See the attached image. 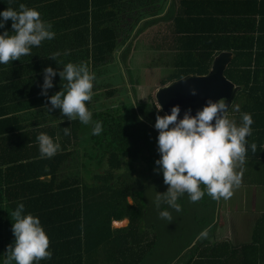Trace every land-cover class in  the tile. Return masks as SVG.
<instances>
[{
    "label": "trees",
    "instance_id": "trees-1",
    "mask_svg": "<svg viewBox=\"0 0 264 264\" xmlns=\"http://www.w3.org/2000/svg\"><path fill=\"white\" fill-rule=\"evenodd\" d=\"M143 1L134 0L137 10L131 16L128 0H0V11L19 10L21 3L37 9L55 32L54 39L33 47L29 55L0 64V107L8 114L25 115H8L7 129L0 136V264L14 241L10 214L21 202L26 213L40 218L49 236L53 256L39 264H198L227 256L235 264H264V216L256 224L252 242L241 247L209 241L219 199L206 192L196 202L187 193L179 197V211L162 204L171 220L159 216L155 196L165 193L168 185L156 171L160 157L154 124L157 114L164 113L157 112L155 102L130 97L120 107L103 109L93 108L91 98L86 105L93 121H101L103 127L98 135L92 134V124L71 121L59 109L51 111L53 117L38 128L19 125L26 112L50 104L40 94L44 68L59 72L68 62L85 63L95 75L94 97L101 90L98 74L109 60L120 68L127 66L133 45L121 58L118 54L143 18L159 13L157 5L145 14ZM11 23L9 19L0 33L13 31ZM173 42L167 53L173 71L163 85L187 75H206L216 55L233 51L225 74L242 87L236 99L253 119L252 134L246 139L257 145L255 152L247 150L245 160L250 173L264 178V51H242L241 39L226 37L177 36ZM53 83L48 96L67 82L57 75ZM64 127L70 128L69 135ZM41 132L60 145L50 158L40 155ZM125 219L126 227L112 226Z\"/></svg>",
    "mask_w": 264,
    "mask_h": 264
},
{
    "label": "clouds",
    "instance_id": "clouds-1",
    "mask_svg": "<svg viewBox=\"0 0 264 264\" xmlns=\"http://www.w3.org/2000/svg\"><path fill=\"white\" fill-rule=\"evenodd\" d=\"M9 19L13 31L0 33V64L20 60L21 56L29 55L33 47L55 37L52 24L43 20L37 9L23 3L19 10L7 7L0 11V29H5ZM51 58L55 59V56ZM57 75L67 83L61 91L48 96ZM94 80V73L83 62H68L59 72L51 66L44 68L40 94L51 105L46 109L49 112L59 109L61 115L71 121L78 119L85 125L92 124V134H100L102 122L93 121V113L86 105L93 96ZM196 94L197 90L191 89V95ZM228 107L225 98H209L195 115L189 108L182 118H178L181 112L179 105L173 106L170 114H157L154 128L158 130L156 143L160 158L155 161L156 171L162 173L164 183L168 185L165 193L157 192L155 196L154 203L161 218L171 220L170 212L167 208L161 209V205L179 211L181 206L177 201L185 193L193 202L200 200L205 192L215 200H226L232 196L233 188L239 185L241 177L236 170L237 165L243 164L247 150L250 148L255 152L257 145L249 144L246 139L252 134L251 114L241 113V123L237 124L227 116ZM155 108L158 113L162 110L159 103ZM64 134H70L69 127H64ZM37 141L42 157L50 158L60 148L44 132L37 136ZM10 215L14 241L7 247L4 264L12 261L15 264H39L41 260L51 259L53 252L49 247V236L40 218L26 213L22 202ZM202 235H206V230Z\"/></svg>",
    "mask_w": 264,
    "mask_h": 264
},
{
    "label": "crops",
    "instance_id": "crops-1",
    "mask_svg": "<svg viewBox=\"0 0 264 264\" xmlns=\"http://www.w3.org/2000/svg\"><path fill=\"white\" fill-rule=\"evenodd\" d=\"M157 5L159 13L144 17L143 22L132 31V37H135L133 43L130 39L124 45V50L133 45L132 55L142 50L143 54L151 57L153 53H165L169 58L167 53L171 52L170 46H174L173 41L177 36L236 38L244 42L242 51H264V0H145L141 7L146 14ZM127 10L131 16L135 14L137 7L134 0H128ZM147 22L153 24L148 26ZM137 36L140 37L138 41ZM48 45L54 46L53 43ZM48 45L46 47L49 49ZM46 107L51 106L23 112L26 117L20 120L19 125L38 128L49 122L53 114L49 116L52 112ZM7 112L0 107V136L7 129L8 115L25 116ZM241 165L243 169L238 170L241 180L233 188L232 196L226 200L219 199L217 224L208 236L212 243L227 242L234 247L251 243L256 224L264 216V178L257 179L255 174L250 173L246 160ZM115 222L125 223L118 226ZM113 224L114 228H122L129 224V220L114 221ZM198 261V264H235L228 256L216 261Z\"/></svg>",
    "mask_w": 264,
    "mask_h": 264
},
{
    "label": "rangeland",
    "instance_id": "rangeland-1",
    "mask_svg": "<svg viewBox=\"0 0 264 264\" xmlns=\"http://www.w3.org/2000/svg\"><path fill=\"white\" fill-rule=\"evenodd\" d=\"M131 39L133 43L135 37H131ZM139 39L140 37L136 38L137 41ZM139 47L141 49L140 45ZM124 49L120 51L118 58L123 56ZM132 56L128 60L127 66L122 65L123 68H120L118 62L113 63L112 60H109L110 62L104 68V72L102 70L99 72L97 79L101 90L95 93L96 97H92L94 99L91 100L93 108L120 107L131 98L137 102L150 101L156 103L157 90L164 86L163 83L167 82V77L173 71L171 57L168 58L164 53H153L151 57L143 54L142 50L135 51ZM121 63H124L123 60ZM242 169L243 166L238 164L236 170ZM147 178L151 180L150 175ZM129 202L133 203L132 199H129Z\"/></svg>",
    "mask_w": 264,
    "mask_h": 264
},
{
    "label": "water",
    "instance_id": "water-1",
    "mask_svg": "<svg viewBox=\"0 0 264 264\" xmlns=\"http://www.w3.org/2000/svg\"><path fill=\"white\" fill-rule=\"evenodd\" d=\"M233 58V52H221L215 56L208 74L187 75L160 87L155 95V104L161 105V111L164 114H170L171 108L179 105L181 112L178 118H182L184 112L189 108L195 115L196 111L201 109L209 98L213 100L225 98L229 109L235 95L242 88L229 80L225 74ZM193 88L197 90L196 95H191Z\"/></svg>",
    "mask_w": 264,
    "mask_h": 264
},
{
    "label": "flooded vegetation",
    "instance_id": "flooded-vegetation-1",
    "mask_svg": "<svg viewBox=\"0 0 264 264\" xmlns=\"http://www.w3.org/2000/svg\"><path fill=\"white\" fill-rule=\"evenodd\" d=\"M239 92L235 95V98L230 105V108L227 110V116L229 119L235 121L237 124L241 123V113H243L242 110V104H240L239 99H236L238 97Z\"/></svg>",
    "mask_w": 264,
    "mask_h": 264
},
{
    "label": "bare ground",
    "instance_id": "bare-ground-1",
    "mask_svg": "<svg viewBox=\"0 0 264 264\" xmlns=\"http://www.w3.org/2000/svg\"><path fill=\"white\" fill-rule=\"evenodd\" d=\"M125 222H115L116 225H123Z\"/></svg>",
    "mask_w": 264,
    "mask_h": 264
}]
</instances>
